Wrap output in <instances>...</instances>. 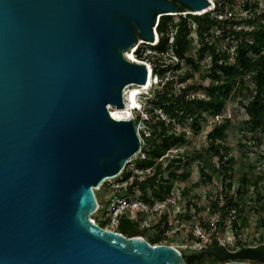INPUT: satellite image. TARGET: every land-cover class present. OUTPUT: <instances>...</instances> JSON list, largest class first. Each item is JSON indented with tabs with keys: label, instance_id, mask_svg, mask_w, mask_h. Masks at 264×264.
<instances>
[{
	"label": "water",
	"instance_id": "95a60500",
	"mask_svg": "<svg viewBox=\"0 0 264 264\" xmlns=\"http://www.w3.org/2000/svg\"><path fill=\"white\" fill-rule=\"evenodd\" d=\"M177 2L213 4L0 0V264H190L185 255L202 252L264 258V243L182 250L91 218L95 188L141 147L132 113L109 109L126 105L128 84H150V66L125 51L138 37L155 41L158 15L177 13Z\"/></svg>",
	"mask_w": 264,
	"mask_h": 264
},
{
	"label": "rangeland",
	"instance_id": "374dc122",
	"mask_svg": "<svg viewBox=\"0 0 264 264\" xmlns=\"http://www.w3.org/2000/svg\"><path fill=\"white\" fill-rule=\"evenodd\" d=\"M213 1L214 4L209 10L212 9V13L217 15L219 19L227 21L219 27L214 26L211 31L223 49L229 47L233 51L236 40L230 37H223V27L226 26L228 29L230 27L241 28L243 23L234 22L233 19L245 17L250 12L245 9V0H233L229 4H225V10L223 11L221 9L214 10L217 0ZM250 1L254 5V10L258 11V13H264V0ZM175 20H178L177 16ZM189 22L191 23V20ZM190 36L192 40L189 54L201 63V69L195 70L192 64L185 59H181V68L177 70L170 69L167 75L175 71L186 75V79L183 82L176 81L174 83V88L178 89L181 84L194 83L197 87L190 91L191 95L197 94L205 97L207 93L204 85L209 83V78H203V75L208 72L210 55L208 52L200 53L198 51L202 43L199 38L197 25H192ZM209 40H213V37H210ZM145 48L147 51H150L149 49L151 48L153 49L150 46H145ZM178 59H168L165 64L172 62L175 65L179 61ZM159 76L161 79V75ZM155 79H157V76H155ZM155 83L153 82L149 88V96L155 87L162 85L161 83ZM142 91L145 94L147 92L146 89ZM147 97L143 95L144 106ZM226 117L229 118L228 122L225 121ZM247 117L244 107L238 102L237 98H230L227 100L225 109L221 114L203 113V118L200 120V128H194L191 125L190 118L182 123L175 122L174 129L186 133V140L173 144L166 155L169 154L168 161H170L173 155L186 151L188 155L183 159L182 165L180 167L175 166L173 171L188 174L186 177L176 176L172 180L171 201L176 199L175 202L170 201V204L154 203L151 205L152 208L150 210L148 209L144 212H140L136 207L131 208L129 212L131 223L137 221L139 226L135 227L143 231L137 234H143L150 242H153L155 238H159L157 243L172 244L182 250L220 245L228 250L235 251L249 245L264 243V223L262 221L264 218V200L259 201L255 198L253 186L244 191L241 198H239V195L237 196L240 177L243 173H247L252 180H257L261 191L264 192V130H252L247 126ZM224 122L226 123V134L221 142L226 145V148H223L222 153L225 156L224 160H226V157H233V169L228 176H226V171L222 167V161L224 160H221L219 156L213 157L212 161L215 166L206 164L202 159L194 158V155L199 152H202L207 157L206 148L209 146L208 132L215 125ZM204 162L207 174L201 171V164ZM168 172V169L164 166L162 173L165 177H168ZM209 175L212 178H209ZM116 182V178H111L96 188L99 202L108 201L115 192L117 193L116 190L118 188L113 187ZM130 195L132 198H128L126 201L132 204L137 203L139 193L135 192ZM231 196H233V201H239L238 211H235V205L223 212L214 206V202L217 199H219L221 206ZM165 206L169 209V217L166 221L164 219L161 220L162 212L157 210L165 208ZM186 208L188 209L187 212ZM189 214L191 215L188 216ZM93 216L98 223H104V227L116 229L117 220L101 208L93 213ZM234 217L239 223L238 230L233 225ZM223 219L224 222H221ZM204 224L209 227V232L205 230ZM213 238L218 240V243H215ZM216 256L218 255H215V253L206 254L204 262L208 264H223L228 261L243 260L264 264V258H257L259 256H226L225 259H218Z\"/></svg>",
	"mask_w": 264,
	"mask_h": 264
},
{
	"label": "trees",
	"instance_id": "16d2710c",
	"mask_svg": "<svg viewBox=\"0 0 264 264\" xmlns=\"http://www.w3.org/2000/svg\"><path fill=\"white\" fill-rule=\"evenodd\" d=\"M232 1L217 0L214 10L221 9L223 11L225 10V4H229ZM177 4L179 5L177 13L164 14L159 17L156 25L159 39L153 47L161 54L173 51L180 60L185 59L193 65L195 70H200L202 67L201 63L189 54L191 50L192 37L190 35L192 25H197L199 38L202 43L198 51L200 53L208 52L210 55L208 72L203 75V78H209V83L204 85L207 94L205 97L197 94L191 95L190 91L197 87L194 83L181 84L178 89L174 88V83L176 81L183 82L186 79V75H182L177 71L167 75V72L170 69L177 70L181 68L180 60L175 65L171 62L165 67L154 68V73L161 75L162 85L153 89L152 94L147 97L145 103L146 109L151 114V119L148 122L153 132L152 135L144 137L146 142L153 145L149 150L150 158L144 160L145 165L153 163L157 157L165 154L173 144L186 140V133L174 129L176 121L182 123L190 118L191 125L194 128H200V120L203 118V113L221 114L225 109L227 100L230 98H237L238 102L244 107L248 115L246 119L247 126L254 131L264 130V13H258V11L254 10V5L250 0L244 1L245 9L249 10L250 13L245 17L233 19L234 22H242L243 26L241 28L230 27L229 29L226 26L223 27V37H230L236 40L235 49L232 51L229 47L223 49L211 31L214 26L219 27L227 20L219 19L211 10L203 13H188L187 16H184L182 14L183 11L192 9L180 2H177ZM176 16L178 17L177 21L175 20ZM189 20H191V23ZM171 36L174 37L172 42H170ZM210 37H213V40H209ZM146 46L151 45L146 44ZM138 52L140 56H143V59H152L153 54H145L144 50L142 52L141 49ZM154 60L159 65L164 62L165 58L161 55ZM240 95L242 96L239 97ZM158 108H162L175 120L167 122L160 117L157 112ZM225 121L228 122L229 118L226 117ZM225 128V122L215 125L207 135L209 139V146L206 148L207 157L202 152H199L194 155V158L202 159L206 164L208 163L212 166H215L212 161L214 156H219L221 160H224L225 156L222 150L226 148V145L221 140L226 134ZM187 155L186 151L178 152L177 156L168 162V167L172 168L174 165L180 167ZM205 162L201 164V171L207 174L205 172ZM232 162L233 157H226V160L222 161L226 176L233 169ZM162 166L163 162H158L157 168L159 170ZM187 174L171 171L170 178L172 181L176 176L186 177ZM209 178H212V176L209 175ZM171 181L165 180L160 187H155L154 183H150L152 194L158 199L164 200L172 190L173 183ZM135 184L139 191L146 188L138 180L135 181ZM251 186L254 187L255 198L259 201L264 200V192L261 191L258 181L252 180L247 173H243L240 177L237 196L239 195V198H241L244 194L243 192ZM134 188L131 189V192H135L136 189L134 190ZM144 196L148 199L146 192ZM238 204V200L233 201V196L229 197L221 206L219 199L214 202V206L221 212L232 208L234 205L236 207L235 211H238ZM262 221L264 223V218ZM131 222L129 215L122 214L119 216L116 229L114 230L128 235L143 232L135 227L139 226L137 221ZM221 222H224V219ZM101 225L105 226L104 223H101ZM233 225L237 230L239 229V223L235 217ZM204 228L209 232V227L205 225ZM158 240L159 238H155L152 243H157ZM213 240L218 243L215 238ZM205 255L206 253H192L185 255V259L188 263L195 264L204 262Z\"/></svg>",
	"mask_w": 264,
	"mask_h": 264
},
{
	"label": "built area",
	"instance_id": "2783aa9c",
	"mask_svg": "<svg viewBox=\"0 0 264 264\" xmlns=\"http://www.w3.org/2000/svg\"><path fill=\"white\" fill-rule=\"evenodd\" d=\"M210 7H208V9L206 11L209 10ZM205 12V11H203ZM203 12H198V11H193V10H187V11H183L182 14L184 16H187L188 13H203ZM158 17H160V15H158ZM158 22H156L157 25ZM156 25L155 27V31H156ZM174 39L173 36H171L170 38V42H172ZM141 40H143L142 38L138 37V41L137 43L132 47L133 48V52L136 56V58L138 59V61H142L145 62L146 64H150L151 65V69H152V73H153V82H156L155 84H159L161 83V79H160V74H156L154 73V68L157 67L159 68V66L165 67L167 64H165V62L168 59H178L179 57L177 55H175L173 53V51H168L165 54H161L159 51H157L156 49H154L153 46H155L158 42V40L156 42L151 41V42H147V41H143L141 42ZM145 40V39H144ZM154 42V43H153ZM146 44H150V47H153V49H149L150 51H147V49L145 48ZM141 49V51L145 54H153L152 59L149 58H144L143 56L139 55L138 50ZM125 53L127 54V51H125ZM163 55L165 60L163 63H160L158 65V62L155 61L154 59L158 56ZM180 60V58L178 59ZM155 76H157V79H155ZM153 82L151 83L150 86H152ZM154 84V85H155ZM133 85V84H131ZM150 86L148 88H143L144 90L146 89V94L144 91H141L140 93V102H139V106L136 108H132L133 110V114H134V118L136 120L137 123V130L139 133V136L141 138V147L139 148V150L132 155L130 158H128L127 162L125 163V165L122 167V169L114 176H110L105 178L102 183L97 186L96 188L100 187L103 183L107 182L108 179L111 178H116L117 182L115 184H113L114 188H118L115 192V194H113V197L110 198V200L105 201V202H99L98 196H97V200L99 203V209L101 208L104 212L109 213L112 217H114L115 220H118L119 216L122 214H126L129 215V217H131L130 215V210L131 208H138L140 210V212H144L146 210H150L152 207L151 205L154 203H158V204H170V201L172 199L171 197V192L170 194L164 199V200H160L157 197H155L152 194V189L150 187V183H154L155 187H160L161 183L164 182L165 180H170V172L173 171V168L175 167V165L170 168L168 167V155H166V153L170 150L168 149L166 151L165 154L160 155L159 157H157L155 159V161L151 164H144V160L150 158V154H149V150L151 148L150 143L146 142L144 137L145 136H150L153 134L152 132V128L149 124V120L151 119V114L150 112L146 109V107L144 106L143 103V95L144 96H149L150 93ZM142 89V90H143ZM124 92V91H123ZM125 97V96H124ZM125 103H126V97H125ZM110 106V105H109ZM112 106V105H111ZM157 112L159 113L160 117H162L163 119H165L167 122H169L170 120L174 121V118H171L162 108L157 109ZM177 156V154L173 155L172 159ZM163 162V166L162 168L159 170L157 168L158 162ZM166 167L168 169V177H165V175L162 173V169L163 167ZM174 179V178H173ZM138 180L139 182L143 183V186L145 185L146 188H144L143 190H137V188L135 187V181ZM173 182V181H171ZM135 187V188H134ZM96 188H95V192H96ZM135 190L136 193H139V200L137 201V203H129V201H126L128 198H132L130 197V194H134L135 192H131V189ZM173 189V186H172ZM147 193L148 199L145 198L144 193ZM130 195V196H129ZM175 200L171 201V202H175ZM162 208V207H160ZM159 211H161V220L164 219L165 221L168 220L169 217V209L167 206H165V208L163 207L162 209H157ZM188 211V209L186 208V212ZM182 213V212H181ZM115 214V215H114ZM187 214V213H185ZM114 215V216H113ZM93 221H96V219L94 217H91ZM97 222V221H96Z\"/></svg>",
	"mask_w": 264,
	"mask_h": 264
},
{
	"label": "bare ground",
	"instance_id": "6f19581e",
	"mask_svg": "<svg viewBox=\"0 0 264 264\" xmlns=\"http://www.w3.org/2000/svg\"><path fill=\"white\" fill-rule=\"evenodd\" d=\"M211 2H213V4H214V1L213 0H211ZM211 6H210V8H211ZM207 9L208 8L203 9V10H196V11L203 12V11H206ZM193 11H195V10H193ZM170 12H173V11H170ZM155 33L157 35H156V40L154 42H156L159 39V35H158L157 30L155 31ZM143 41H145V40L144 39L141 40V42H143ZM132 47L127 50V54L126 55L130 59H132L134 61H138V59L136 58V56H135V54L133 52V48ZM149 66H150V72H149V81H150V84L147 87H145L144 85H141V84H137V83H131L133 85L128 84L126 86V88L124 89V96L126 97V105L123 108H116V107H113V106L110 105L109 106V109L111 110V112H114L115 109H118V110H126L127 109V110H129L132 113V117L134 116L132 108H136V107L139 106V102H140V98L139 97H140V93H141L142 89L143 88H148L151 85V83L153 82V76L154 75L152 73V69H151V65L150 64H149Z\"/></svg>",
	"mask_w": 264,
	"mask_h": 264
},
{
	"label": "flooded vegetation",
	"instance_id": "af4514ba",
	"mask_svg": "<svg viewBox=\"0 0 264 264\" xmlns=\"http://www.w3.org/2000/svg\"><path fill=\"white\" fill-rule=\"evenodd\" d=\"M202 253H206V254H212L210 252H202ZM216 255V254H215ZM218 259H225L226 256H216ZM257 258H261V257H257ZM262 259V258H261Z\"/></svg>",
	"mask_w": 264,
	"mask_h": 264
}]
</instances>
